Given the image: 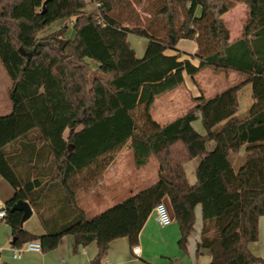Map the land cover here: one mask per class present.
Returning <instances> with one entry per match:
<instances>
[{
	"label": "trees",
	"instance_id": "16d2710c",
	"mask_svg": "<svg viewBox=\"0 0 264 264\" xmlns=\"http://www.w3.org/2000/svg\"><path fill=\"white\" fill-rule=\"evenodd\" d=\"M93 1L95 11L87 0H0V60L11 80V107L0 114V174L13 187L2 217L10 244L37 240L47 252L71 234L73 250L95 241L89 264H102L110 241L126 236L133 245L153 206L168 197L182 250L201 205L197 250L207 248L211 257L197 264H264L248 247L264 215V0H153L144 25L123 24L119 10L131 0ZM237 4L244 20L231 39L222 15ZM58 19L66 23L38 35ZM70 26L72 37L65 34ZM129 33L146 38L142 56ZM180 38L195 40L190 56L197 64L180 58ZM205 66L246 78L213 97H193L167 122L155 120L156 97L182 84L184 71L194 78ZM248 82L253 101L239 117L237 91ZM196 118L204 133L194 128ZM126 143L137 166L155 156L156 180L87 216L78 193L97 183ZM244 143L235 170L230 154ZM196 156V180L189 183L184 162ZM17 199L29 202L43 233L23 227L22 211L11 209Z\"/></svg>",
	"mask_w": 264,
	"mask_h": 264
},
{
	"label": "crops",
	"instance_id": "0c3cea01",
	"mask_svg": "<svg viewBox=\"0 0 264 264\" xmlns=\"http://www.w3.org/2000/svg\"><path fill=\"white\" fill-rule=\"evenodd\" d=\"M239 8L244 11L243 5L237 4L232 9H230L229 12H231L232 16H235L236 14H238ZM223 16L224 14L222 15V17ZM224 22L229 28L225 20ZM239 34L232 36L230 31V38H236L237 36H239ZM182 39L185 38H180L177 45L178 49L181 51L180 58H189L192 63L197 64L198 59L196 57L190 56V53H195L197 51V44L195 40L189 39L188 42L190 43H188L189 45H187V41H184L185 43H181ZM174 51L175 50L173 49L166 50V52L168 53H173ZM219 72H221L223 74V77L227 79L228 84H226V82L219 81V79L216 77ZM198 74L202 75L201 81L196 80V75ZM183 77L184 82L182 84L177 85L166 92H168L167 95H169L171 92H176L177 90L182 89L183 96L187 99L189 105L188 107H190L194 103L192 99L193 97L200 95H202L204 98L213 97L215 94L221 92L225 88L243 81L246 78V73L235 69L215 70L211 66H205L194 75V78H192L191 75L185 71L183 72ZM237 95L238 107L236 114L239 117H245L247 115L248 108L253 101L251 95V84L248 82L241 85L237 91ZM192 124L198 132L204 133V127L201 123L200 118H196L195 120H193ZM213 146L214 142L212 140L207 142L208 149H211ZM238 151L231 152L230 154L232 166L233 163L240 164L242 161L239 156L235 155L236 153H238ZM116 156L117 153L115 157ZM199 159L200 158L196 156L184 162V169L189 183H194L196 180V166L199 162ZM113 163L114 159L106 166L96 184H94L88 190L80 192H86V194H96L98 193L99 187L101 185L105 184L106 182H108V184H112V181L117 178L115 172L112 173V171H114V168H112ZM12 194L13 187L0 174V208L4 207L5 201L10 198ZM194 215V229L187 238L186 250H182L177 243L179 237V228L175 218L173 217L171 222H169L168 224L159 225L154 219L153 213L150 212L138 233V238L136 242L134 243L139 245V252L133 253L131 250L132 244H130L128 238L126 236H120L110 241L108 251L103 257L102 263L197 264L198 262L208 261L211 257L209 250L207 248H199V250H197V242L200 239V229L202 225L200 203H197L195 205ZM26 219L22 222V225L25 229L35 234H40L44 232V228L41 223L40 226H26ZM10 239V225L5 221L4 218L0 217V264L3 262L13 264H89L90 260L94 257L97 252V245L95 241H91L85 245H79L76 250H73L74 238L71 234H65L61 237L58 245L52 250L42 252L40 249L23 248L20 250L19 256H14L16 247H13L10 244ZM248 247L255 255L262 257V259L264 260V215H261L259 217L258 239L249 242ZM253 264L263 263L256 262Z\"/></svg>",
	"mask_w": 264,
	"mask_h": 264
},
{
	"label": "rangeland",
	"instance_id": "374dc122",
	"mask_svg": "<svg viewBox=\"0 0 264 264\" xmlns=\"http://www.w3.org/2000/svg\"><path fill=\"white\" fill-rule=\"evenodd\" d=\"M152 1L153 0H141L138 2L136 0H131L129 7H122L119 10L121 13V18L127 19L126 21H123V24L131 25L132 23H138L139 25H144L147 22V18L151 15L149 7ZM86 8L89 11H95L97 9V3L93 0H87ZM238 11V14L235 16H232L231 12L229 11L224 13L223 16V20H225L229 26L232 36L239 34L241 24L244 20V11L240 8ZM181 18L182 16L179 17V19ZM64 23H66L65 19H58L40 30L38 35L43 36L48 34ZM67 23H69V20H67ZM65 34L68 37L73 36V29L71 26L68 28ZM185 39H182L181 43H185L184 41H187L186 44L189 45V39ZM128 40L131 46L135 49L136 55L142 56L147 44L146 38L137 34L129 33ZM216 77L220 82H226V84H228L227 79L223 77L221 72H219ZM196 80L201 81L202 75H196ZM10 82V77L8 76L0 60V114L8 112L11 107V102L8 97V88L10 86ZM167 93L168 92L158 96L151 108V114L153 118L159 122H165L170 118L181 114L189 106L187 99L183 96L182 89H179L176 92H171L169 95H167ZM246 145V143L242 145L238 153L235 154L242 160L240 164L233 163L235 170H237L243 162L247 152ZM112 168H114L112 173L115 172L117 177L114 181H112V184H108V182H106L105 184L101 185L99 187L98 193L96 194H86V192L79 193L78 204L84 210L87 216H91L123 199L124 197L136 193L141 188L153 183L157 178V161L155 156L153 154L150 155L146 163L137 166L133 159V151L128 143H126L117 152V156L114 158ZM28 225L40 226V221L34 211L26 219V226Z\"/></svg>",
	"mask_w": 264,
	"mask_h": 264
},
{
	"label": "built area",
	"instance_id": "2783aa9c",
	"mask_svg": "<svg viewBox=\"0 0 264 264\" xmlns=\"http://www.w3.org/2000/svg\"><path fill=\"white\" fill-rule=\"evenodd\" d=\"M151 212L153 213L154 219L156 220V222L159 225L168 224L172 220L170 211H169L168 206H167L166 202L164 201V199L157 202L153 206ZM4 215H5V209L0 208V217H4ZM23 248H25V249H40V244L37 240L25 241L20 247H17L15 249L14 256H19L20 250ZM131 250L133 253H138L140 250L139 245H137V244L132 245ZM102 264H107V263H102Z\"/></svg>",
	"mask_w": 264,
	"mask_h": 264
},
{
	"label": "water",
	"instance_id": "95a60500",
	"mask_svg": "<svg viewBox=\"0 0 264 264\" xmlns=\"http://www.w3.org/2000/svg\"><path fill=\"white\" fill-rule=\"evenodd\" d=\"M164 201L166 202L168 209L170 211L171 217H174V212L172 210V207L170 205V202L168 200V197H164L163 198ZM11 209H18L22 211V217L21 220L22 222L28 218L31 213L33 212V209L31 207V205L29 204V202L27 200L24 199H17L12 205H11Z\"/></svg>",
	"mask_w": 264,
	"mask_h": 264
}]
</instances>
